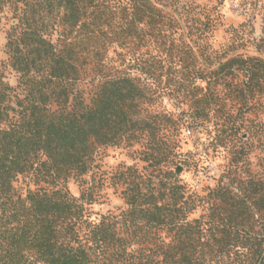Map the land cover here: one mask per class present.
<instances>
[{
    "label": "trees",
    "instance_id": "trees-1",
    "mask_svg": "<svg viewBox=\"0 0 264 264\" xmlns=\"http://www.w3.org/2000/svg\"><path fill=\"white\" fill-rule=\"evenodd\" d=\"M2 17L0 264H264V170L243 175L236 157L199 194L166 168L184 125L156 104L167 70L212 150L247 154L262 131L246 115L264 93V58L229 53L235 40L218 50L179 39L212 35L218 14L201 28L162 0H0ZM145 138L143 159L163 177L145 190L131 180L118 217L91 219L87 190L74 197L64 183L91 170L99 146ZM188 153L180 162L197 169ZM20 176L36 187L19 193Z\"/></svg>",
    "mask_w": 264,
    "mask_h": 264
},
{
    "label": "rangeland",
    "instance_id": "rangeland-1",
    "mask_svg": "<svg viewBox=\"0 0 264 264\" xmlns=\"http://www.w3.org/2000/svg\"><path fill=\"white\" fill-rule=\"evenodd\" d=\"M183 15L185 21L199 18L196 24L203 28V22L208 12L218 14V23L212 35L205 33L200 38L188 34L184 29L179 39L190 45L194 41L200 46L210 45L214 49L224 50L231 42L239 43L234 51L229 53H243L247 55L257 54L264 58V0H162ZM196 13H200L197 15ZM10 21L0 18V61L6 60L4 51L6 30ZM181 32V31H180ZM175 38H178L176 36ZM196 39V40H195ZM232 45L229 47V49ZM154 52V51H153ZM161 52V57H164ZM202 60V59H201ZM203 62V60L201 61ZM205 63L200 64L203 67ZM5 76L8 82L15 84V73L9 68L5 69ZM182 76L172 70L161 75L160 81L153 85V89L160 92L156 100L158 107L163 108L173 116L179 117L184 125L175 137V145L171 147L169 159L172 163L166 168L185 183L194 192L203 194L207 188L213 186L220 176L224 175V169L234 163L236 157L241 156V170L243 175H255L264 170V93L259 97L258 102L251 107L247 118L254 123L263 124L260 135L249 136L248 142L251 145L247 148V154H235L231 146L226 149L212 150L210 138L206 130L190 120L186 111L188 98L183 97L179 89ZM196 84L204 87V81H197ZM163 90H161V87ZM161 90V91H160ZM203 93V90L201 91ZM260 138V140L258 139ZM147 138L137 143L123 142L118 145L99 146L94 154L91 170L82 177H70L64 187L69 193L78 197L84 190L86 198L90 203L86 205L90 218L99 220L101 216H116L126 209L123 190L128 188L131 180L140 183L143 190L150 180L156 181L163 177V172L154 170L148 165L144 158L145 142ZM261 142V143H260ZM263 143V144H262ZM188 152H196L200 155L202 163L197 169L192 165H184L180 160L188 157ZM240 169V167H239ZM165 170V167L162 168ZM15 189L24 194L26 188L36 187L30 177H18L13 182ZM90 194V195H89ZM205 212L202 207L196 208L190 213L189 218L198 217Z\"/></svg>",
    "mask_w": 264,
    "mask_h": 264
}]
</instances>
